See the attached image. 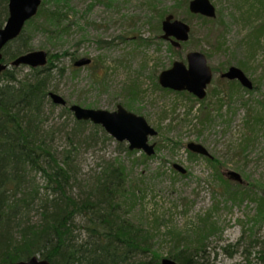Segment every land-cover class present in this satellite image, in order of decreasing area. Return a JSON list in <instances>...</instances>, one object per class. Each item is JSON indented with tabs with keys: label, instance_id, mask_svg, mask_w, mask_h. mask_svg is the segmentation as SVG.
I'll list each match as a JSON object with an SVG mask.
<instances>
[{
	"label": "rangeland",
	"instance_id": "rangeland-1",
	"mask_svg": "<svg viewBox=\"0 0 264 264\" xmlns=\"http://www.w3.org/2000/svg\"><path fill=\"white\" fill-rule=\"evenodd\" d=\"M185 1L43 0L46 10L60 7V27L37 16L8 51L29 46L54 55L49 90L70 105L108 111L123 105L158 130L150 141L157 152L145 159L142 152L129 154L127 144L119 146L90 123L78 126L71 113L49 102L39 128V139L58 158L71 153L74 195L90 193L92 182L111 166L119 164L126 171L121 213L141 228L153 247V255L137 252L134 261L172 256L195 243L204 247L199 264H263L264 213L256 199L264 197V0H212L218 11L212 22L188 16ZM167 13L194 29L180 50L160 37ZM259 28L261 37L255 40L250 33ZM192 50L206 53L216 71L201 102L158 83L162 71L175 61L186 62ZM83 56L93 63L76 69L74 62ZM229 65L241 67L255 88L218 82ZM10 69L18 79L31 73L26 66ZM191 142L205 146L213 158L189 151ZM175 164L187 173L177 171ZM230 170L245 184L228 180L224 174ZM26 179L39 184L42 198L54 197L49 190L46 194L40 173L29 172ZM38 204L25 222L38 219ZM75 229L77 236L84 234V223L78 220Z\"/></svg>",
	"mask_w": 264,
	"mask_h": 264
},
{
	"label": "trees",
	"instance_id": "trees-1",
	"mask_svg": "<svg viewBox=\"0 0 264 264\" xmlns=\"http://www.w3.org/2000/svg\"><path fill=\"white\" fill-rule=\"evenodd\" d=\"M186 3L187 0L183 4ZM7 4L8 0H0V25L8 15ZM39 15L44 17L45 24L56 28L63 21L60 11L42 7ZM197 18L211 21L202 16ZM260 32L259 28L250 34L259 40ZM211 38L206 36V41L209 43ZM27 49L10 54V58ZM33 70L31 78L18 80L14 74L6 73L0 79V264H13L36 254L52 264H122L132 260L137 252L153 255L148 236L134 221L119 214L118 198L123 195L126 173L121 166L104 170L92 182L86 196L71 192L74 180L71 155L61 160L45 140L39 139L48 101V73L44 69ZM126 150L129 154L137 153ZM32 171L43 173L54 192L53 199L48 196L44 199L38 187L27 186L26 176ZM40 201L42 204H38ZM259 201V212L263 214L264 197ZM34 204L42 211L36 221L25 222ZM78 220L84 222L85 231L77 236L74 226ZM194 244L184 245L172 258L180 264H199V250L204 247ZM159 259L156 256L143 264H160ZM262 260L264 264V255Z\"/></svg>",
	"mask_w": 264,
	"mask_h": 264
},
{
	"label": "water",
	"instance_id": "water-1",
	"mask_svg": "<svg viewBox=\"0 0 264 264\" xmlns=\"http://www.w3.org/2000/svg\"><path fill=\"white\" fill-rule=\"evenodd\" d=\"M41 0H10L8 18L5 27L0 28V59L2 58L1 49L6 43L16 38L22 31L27 20L36 15ZM189 8L193 13H199L206 17H216V8L210 0H192ZM164 31L163 38L172 40V44L176 47L181 46V42L189 39L191 27L181 21L175 20L173 15H169L162 23ZM188 66L182 61H175L172 68L163 71L160 74L159 82L165 88L175 91H187L199 99L206 96V88L210 85L213 77L212 68L208 65L206 55L201 52H190L187 55ZM89 58H82L76 62L77 66L89 64ZM47 63V53L44 51L31 52L18 58L14 64H29L33 67L43 66ZM6 68L5 65L0 66V72ZM222 77L231 80L238 79L240 82L252 89L253 83L246 74L238 67H230ZM53 101L58 105H66V100L57 94H51ZM71 110L75 112L78 119H92L97 123H102L109 133H111L119 141H129L130 150L143 151L148 156L155 154V144H150V137H156L158 131L153 128L147 120L134 113L127 111L124 107L119 106L117 111L91 110L74 105ZM190 151L201 155H209L208 150L198 143H190L188 145ZM175 169L182 173H186V169L179 165H174ZM231 178L242 182L241 175L236 171H230ZM14 264H51L47 259H39L33 257L28 261H20ZM137 264V263H130ZM162 264H177L170 259H164Z\"/></svg>",
	"mask_w": 264,
	"mask_h": 264
},
{
	"label": "bare ground",
	"instance_id": "bare-ground-1",
	"mask_svg": "<svg viewBox=\"0 0 264 264\" xmlns=\"http://www.w3.org/2000/svg\"><path fill=\"white\" fill-rule=\"evenodd\" d=\"M192 0H187V3H186V6H187V14H188V16H190V17H196L197 18V16H202V17H204V18H207V19H210L211 21L210 22H212V21H215L216 20V18H217V16H218V11H217V7H216V5L213 3V1L212 0H210L211 2H212V4L215 6V8H216V17H206V16H204V15H202V14H197V13H193V12H191V10H190V8H189V5H190V2H191ZM9 4H10V0H8V4H7V12H8V15H7V18H6V20H5V22L3 23V25H0V28H2V27H5L6 26V24H7V21H8V18H9V16H10V11H9ZM43 0H41V4H40V6H39V8H38V11H37V13H36V15H34L31 19H29V20H27L26 21V23H25V25H24V27H23V29H22V31L20 32V34L16 37V38H14L13 40H11V41H9L8 43H6L5 45H4V47L1 49V54H2V58L0 59V66L1 65H5L6 66V68L4 69V70H2L1 72H0V79H4L5 78V74L6 73H12V74H14V76H15V72H14V70H12V69H10L11 67H14V69L15 68H18V67H20V66H26V67H29L30 68V70H31V73L30 74H28V75H26L24 78H22V79H18L16 76V78L18 79V80H23V79H25V78H31V77H33L32 76V74H33V72H34V70L33 69H44V70H46L47 71V73H48V83H47V92H48V101L47 102H49V104H51L52 105V107H57V106H59V107H62L63 109H64V111H66L67 113H71L73 116H74V118L76 119V123L77 122H86V124H88V123H90L92 126H94V127H97V128H99L102 132H104L105 134H107L108 135V138L110 139V140H115L118 144H119V146L121 145V146H123L124 144L123 143H125V144H127L124 148H128V150L130 151V152H134V151H137V152H142V153H144L143 151H139V150H130V148H129V146H130V142L129 141H119L117 138H115L111 133H109V131L107 130V128L102 124V123H97V122H95L94 120H92V119H88V120H85V119H78L77 117H76V115H75V112L74 111H72L71 110V107L72 106H74V105H78V104H72V105H70L69 103H68V101H67V99L65 98V97H63L62 95H60L59 93H57V92H55V91H50L49 90V81H50V76H51V71H52V69L54 68V67H52V65H53V59L55 58V56L54 55H51V54H49V52L48 51H45V50H36V51H44V52H46L47 53V63L45 64V65H43V66H38V67H33L32 65H29V64H19V65H15L14 64V62L18 59V58H20V57H22L23 55H26V54H28V53H31V52H36V51H32V50H30L29 48V46H27L28 47V49H27V51H25L24 53H20V54H18L15 58H13V59H11L10 58V53H9V51H8V49H9V46L13 43V42H15V41H17V40H20V37L22 36V38H21V40L25 37L24 36V30H25V27H26V24L28 23V22H30L31 20H33L35 17H39L40 15H39V12H40V8H42L43 7ZM59 9H60V7H58ZM58 8H56V11H58ZM169 15H173L174 16V19L176 20H181V21H183V22H185V23H187L190 27H191V31H190V33H189V39L187 40V41H185V42H181V46L180 47H176L175 45H173L172 44V40H176V38H174V37H172L171 39H164L163 38V35L165 34L164 33V31H163V29H162V23H163V21L166 19V17L167 16H169ZM199 19V18H198ZM201 20V19H200ZM161 31H162V34H161V39H163L164 41H166V42H168L173 48H175V49H177V50H180L181 48H183V46L185 45V44H187V43H189L190 42V40H191V38H192V36L194 35V29L192 28V26H191V24L189 23V22H187V21H185V20H183V19H180V18H177L176 17V15L174 14V13H167L165 16H164V18H163V20L161 21ZM26 44H28V41L26 40ZM23 50H25V47L23 48V49H18L16 52H14V53H18L19 51H23ZM194 51H196V52H201V53H203V54H205L206 55V58H207V61H208V55L206 54V53H204V52H202V51H200V50H192V51H190V52H194ZM190 52H188V54L190 53ZM187 54V55H188ZM82 58H89L90 60H91V62L89 63V64H86V65H83V66H77L76 65V62L77 61H79L80 59H82ZM187 60H186V62H184V61H182V62H184L185 64H186V66H188V58H186ZM93 63V59L91 58V57H88V56H83V57H81V58H79V59H77L75 62H74V67L77 69V68H82V67H86V66H89V65H91ZM208 65L212 68V72H213V77H212V81H211V83L213 82V80H214V77H215V69L209 64V61H208ZM173 66V65H172ZM172 66L170 67V68H172ZM233 66H235V67H238V68H240L241 70H243L241 67H239V66H237V65H229L228 67H226L225 68V70L223 71V72H221L220 73V75H219V79H218V82L220 81V82H222V81H231V83H235V82H238L242 87H244L245 89H247V90H249V91H251V90H253L254 88H255V84H254V82H253V80L247 75V73L243 70V72L246 74V76L249 78V80L253 83V88L252 89H250V88H248V87H246V86H244L241 82H240V80H238V79H234V80H231V79H228V78H224V77H222V75L225 73V72H227L228 70H229V68L230 67H233ZM45 68H50V69H45ZM170 68H168V69H170ZM168 69H166V70H168ZM16 70V69H15ZM165 71V70H164ZM163 72V71H162ZM161 72V73H162ZM160 73V74H161ZM35 74V73H34ZM160 74H159V77H160ZM159 77H158V83H159V85L163 88V89H165V90H169V91H175V90H172V89H170V88H165V87H163L161 84H160V82H159ZM210 83V84H211ZM236 84V83H235ZM208 87H209V85L207 86V88H206V96H205V98L207 97V94H208ZM175 92H178V93H182V92H187V91H175ZM189 93V92H188ZM51 94H57V95H60V96H62L65 100H66V105H58V104H56L54 101H53V98H52V96H51ZM189 94H191V93H189ZM193 97H195L196 99H198V101L199 102H201V101H203V100H205V98L204 99H199L197 96H195V95H193V94H191ZM80 106V105H79ZM119 106H122V107H124L123 105H119ZM118 106V107H119ZM82 108H85V109H91V110H103V109H93V108H86V107H83V106H81ZM125 108V107H124ZM126 109V108H125ZM117 110H118V108H117ZM117 110H115V111H117ZM127 111H129L128 109H126ZM106 111H108V110H106ZM111 112H113V111H111ZM129 112H131V113H134V112H132V111H129ZM44 112H43V116H44ZM134 114H136V113H134ZM136 115H138V114H136ZM43 116H42V119H41V123H43ZM138 116H142V115H138ZM142 117H144V116H142ZM145 118V117H144ZM146 119V118H145ZM147 120V119H146ZM147 122H148V120H147ZM149 123V122H148ZM78 124V123H77ZM83 125H85V124H83ZM149 125H150V123H149ZM78 126H82V125H79L78 124ZM152 126V125H151ZM153 127V126H152ZM153 128H155V127H153ZM156 129V128H155ZM157 130V129H156ZM158 131V130H157ZM158 135H159V132H158ZM157 135V136H158ZM151 138L152 137H150V139H149V142L151 141ZM192 143V142H191ZM194 143H196V142H194ZM150 144H155V150H156V152H157V147H156V143H151L150 142ZM190 143H188V145H189ZM198 144H200V143H198ZM49 145V144H48ZM202 145V144H201ZM203 146V145H202ZM188 147V146H187ZM205 147V146H204ZM206 148V147H205ZM189 149V148H188ZM207 149V148H206ZM208 150V149H207ZM190 151V150H189ZM156 152H155V154H156ZM192 152V151H191ZM208 152H209V150H208ZM145 154V153H144ZM155 154H153L152 156H148L147 154H145L147 157H153ZM195 154H197V155H200V156H202V157H204V158H208V159H212L213 158V156L211 155V153L209 152V155H201V154H198V153H195ZM70 155H71V153H70ZM60 159V158H59ZM62 160V159H61ZM73 161V160H72ZM117 165H119V164H117ZM175 168V167H174ZM177 170V169H176ZM187 170V169H186ZM177 171H179V170H177ZM230 171H232V170H230ZM230 171H228V172H226L224 175H225V177L228 179V180H230V181H234V182H236V183H238V184H240V185H244L245 184V181H244V179H243V177L241 176V178H242V182H240V181H238V180H235V179H233V178H231V176L229 175V172ZM180 172V171H179ZM41 174L43 177H44V175H43V173H41V172H36V174ZM182 173V172H181ZM186 173H187V171H186ZM186 173H182V174H186ZM238 173V172H237ZM101 175H102V173H101ZM27 177V176H26ZM73 181V180H72ZM71 181V182H72ZM45 182H46V179H45ZM26 184L29 186L30 184L28 183V181H27V179H26ZM25 184V185H26ZM30 186H36V187H38L39 189H40V193H41V187L39 186V184H37V183H33V181H32V184L30 185ZM45 189L47 190V193L46 194H48V190L51 192V195L54 193L52 190H51V188L48 186V184H47V182H46V187H45ZM236 194H238V193H236ZM21 195V193H19V196ZM48 195H46V197H47ZM54 196V195H53ZM49 197V196H48ZM234 197L236 198V197H240L239 196V194L238 195H235L234 194ZM262 198V197H261ZM261 198H258V199H256L257 201H258V203H260V199ZM53 199V198H52ZM121 199V196L118 198V201ZM119 205H120V208H119V214L120 215H122V217L124 216V218H127L125 215H123L122 213H121V208H123V205L122 204H120V201H119ZM129 219V218H128ZM131 220V219H130ZM84 223V222H83ZM75 227V226H74ZM140 228V227H139ZM141 229V228H140ZM75 232H76V230H75ZM264 255V254H263ZM33 257H37V258H39V259H44V258H42V256L41 255H39L38 256V254H36V255H33V256H31L30 258H28V259H25V260H20V261H28V260H30L31 258H33ZM173 255L172 256H166V257H161L159 260H160V264H162V261L164 260V259H170V260H173V261H175L177 264H180V263H178L176 260H174L173 258ZM20 261H16V262H14V263H17V262H20ZM49 261V260H48ZM263 261V260H262ZM13 263V264H14ZM130 263H137V264H143V263H146V262H144V261H139V262H137V261H134L133 259L132 260H130V261H127V262H124V263H122V264H130ZM52 264V263H51Z\"/></svg>",
	"mask_w": 264,
	"mask_h": 264
}]
</instances>
